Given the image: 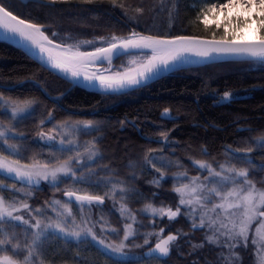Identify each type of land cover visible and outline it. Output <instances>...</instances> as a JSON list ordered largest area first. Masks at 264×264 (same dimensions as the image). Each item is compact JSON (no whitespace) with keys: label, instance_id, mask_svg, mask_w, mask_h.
I'll list each match as a JSON object with an SVG mask.
<instances>
[{"label":"trees","instance_id":"1","mask_svg":"<svg viewBox=\"0 0 264 264\" xmlns=\"http://www.w3.org/2000/svg\"><path fill=\"white\" fill-rule=\"evenodd\" d=\"M0 2L17 16L44 25L54 41L73 45L113 35L127 37L132 32L206 37L215 32L221 37L223 33L214 26L202 23L201 12L226 0H118L116 5L110 0ZM122 59L115 60L117 66ZM0 132L5 133L0 155L9 161L52 166L72 160L77 176L76 180L60 178L56 184L42 181L37 187L12 183L13 189L7 190L0 186L6 202L17 197L16 202L28 199L43 208L52 196L67 200L65 191L73 189L103 196L106 202L101 209L114 214L115 223L127 219L120 214V205L137 219L133 240L138 245L128 242L132 248L123 257L113 256L91 238L44 230L36 239L45 226L0 221V239L19 244L24 253L32 247V264H229L216 257L210 242H201L202 230L191 229L183 214L174 219L152 217L138 204L183 209L175 192V175L199 174L197 160L247 169L252 181L264 183L260 140L264 137V63L224 61L189 67L124 94H101L72 87L18 47L0 40ZM3 141L16 152L7 150ZM0 182L10 181L0 176ZM171 231L180 236L167 259L144 256L159 233ZM250 262L245 255L244 263Z\"/></svg>","mask_w":264,"mask_h":264},{"label":"snow or ice","instance_id":"2","mask_svg":"<svg viewBox=\"0 0 264 264\" xmlns=\"http://www.w3.org/2000/svg\"><path fill=\"white\" fill-rule=\"evenodd\" d=\"M49 3L55 4L58 2H66V0H48ZM84 2L92 3L93 0H84ZM113 5L118 4V0H110ZM123 7L122 4L119 5ZM220 10H227L228 14H231L233 10L236 12V24L230 33L228 28L231 26L232 22L229 21L225 25L224 33L219 40L216 39V33H212V39H201L197 36H186L180 35L175 36L171 39L163 38L155 35H143L133 32L128 38L121 39L115 35L111 37V41L108 43L107 47H96L94 51L91 52H81L77 50L72 51L71 46L65 49L63 53V59H55L54 66L60 68L62 71H71V74L76 77L79 76L80 69L86 68L90 63H95L96 61H107L109 64L112 62L113 55H119L124 50L137 49L144 50L150 49L152 55L147 60L146 63H141L136 67L129 68L125 72H118L114 75H103V74H92L85 75V79L88 80H99L100 84L106 89L120 90L126 87L139 85L143 80L149 79L151 74H155L160 71L161 67H167L170 63L185 59L186 53H192L196 56L210 58L213 53H223V54H237V55H248L255 57L260 60H264V36H262L258 43L256 42H246V43H236V38L238 36L237 29L243 26L246 29H252L254 25L258 29L264 30V0H226V2L221 3L219 6L217 4H212L206 11L202 10V23L207 26L209 24L208 14H215L217 8ZM255 10V11H254ZM142 11V10H138ZM255 15V20L252 17ZM228 16H225V20ZM217 27H220L219 22H217ZM0 28L10 31L14 34H18L21 38L25 40L32 41L37 47H40L41 51H49L50 49L45 47L37 37L42 38L46 41L48 45H53L54 41L49 39L45 35L44 25L32 23L29 20L22 19L17 15H14L12 11H9L6 7L0 4ZM56 33H53L55 36ZM229 36L232 39H229ZM82 43H92L91 41H84ZM55 47L60 48L61 45H55ZM49 59L52 60L53 57L49 55ZM132 64H136V61H132ZM229 94L225 93V97ZM22 111L23 109H15ZM167 113V109L165 110ZM90 125L91 122H88ZM44 134L41 133V136ZM5 136L4 132H0V138ZM52 137H49L51 139ZM166 138V137H165ZM261 146L264 147V137L260 138ZM9 147H12L11 145ZM198 164L200 168H207L210 175L217 177H222V180L227 181L230 178L223 176L225 170L224 165H220L221 171H216L211 164L206 161L197 160L194 162ZM69 162L65 161L57 167L49 168L47 164L42 166L33 165H21L19 161L9 162L8 158L0 155V170L6 171L7 173H15L20 179H26L30 182L39 183L40 179L47 180L49 177L55 181L58 178V174H64L67 176L71 173L73 176L75 173L68 166ZM159 171V169H158ZM229 172H234L235 177L232 179V184L236 185L239 183V187L233 186L227 189H217L212 188L210 190V195L219 198V203H215L212 207V211L216 213L220 219H209V227L215 228L217 232L221 235L229 237V239H236L237 237L243 238V241L247 243L249 232L252 228L254 222L258 218H264V190L257 189L255 183L248 179L247 169H227ZM237 178H243L237 181ZM158 183V181H157ZM195 180L192 184H195ZM202 185L196 187H191L189 184H184L181 187L175 189V192L181 195L179 201L180 205H192L194 200L200 207L203 208L205 205L201 203L204 197L200 195H195ZM185 193L189 195H194V199H184ZM65 195L68 197H75L76 201L87 202L91 204L93 201L103 203L104 197L99 195H78L75 192L67 191ZM59 204V201L55 202ZM24 208H28L27 204L23 205ZM64 209L68 216H71V209L65 204ZM122 210L124 206L122 205ZM148 208L153 213H159L160 215H166L169 219H173L180 214V208L177 207L175 211L171 208H160L156 209L151 205ZM219 209L220 212H216ZM13 211H19V209L10 207L3 197H0V220H3L5 216L12 217L16 220H23L22 216L13 217ZM58 215H64V213H58ZM25 224L28 223L27 220L23 221ZM67 220L57 221L51 224L45 225V229L54 228L58 229L60 232L65 233L69 236L79 237L81 235L80 231H71L64 227ZM74 223V221H73ZM204 219L201 217L199 227H204ZM41 222L36 221L34 227L40 228ZM36 233V239L43 234V231ZM89 234L92 235L93 239H96L95 234L92 229L87 230ZM163 232V229H161ZM132 235L131 225L127 226V230L124 235V240ZM175 235H169L167 238L160 240L159 243L155 245L154 251H159L163 256L169 254V244L170 242L176 240ZM209 241H213V237L208 238ZM100 244H104L103 240L99 241ZM147 243V241H145ZM253 244L258 245V258L260 264H264V219L260 220V223L255 229V236L252 240ZM36 244V240L33 241V245ZM7 245V246H6ZM105 247L111 249L114 252H123L125 245L121 242L119 245L113 246L112 244L105 245ZM11 252V255L7 254ZM33 259V249L29 247L27 252L21 249L19 244H13L9 239H0V264H32Z\"/></svg>","mask_w":264,"mask_h":264},{"label":"rangeland","instance_id":"3","mask_svg":"<svg viewBox=\"0 0 264 264\" xmlns=\"http://www.w3.org/2000/svg\"><path fill=\"white\" fill-rule=\"evenodd\" d=\"M45 1L47 2V4H51L48 2V0H45ZM219 5H217V6H219ZM226 15L228 16L227 20H225ZM235 18H236L235 10H233V12L231 14H228L227 10H220L218 7L215 14H212V13L208 14V19H209L208 25L214 26L218 33H224L225 25L228 24L229 21H231L232 24L228 28L229 32L231 33L233 30V27H235V24H236ZM252 19L255 20V15L252 17ZM217 22H219L220 27H217ZM260 30L261 29H258L255 25L252 29H246L243 26H240L237 29L238 36L236 39L261 38L260 37ZM135 33L146 35L142 32H135ZM129 36H127V37L117 36V37H119L121 39H125V38H128ZM155 36H158V35H155ZM176 36H178V35H176ZM111 37L112 36L104 37V38L94 40V41L81 40L76 44L64 45V46L65 47L71 46L72 50H74V51L77 50V47H78L79 51H87V50L93 49V48L98 47V46H102V47L107 46L108 43L111 41ZM201 37H206V36H201ZM216 38H220V37H216ZM229 39H232V38H229ZM84 41H91L92 43H90V44L82 43ZM151 55H152V52H148V51L130 53V54H127L126 57H124L122 59L123 62L118 68L114 67L113 60H112L111 64H109L107 61H105L108 63V66H103L100 70L94 68V69H90L86 72L90 73V74H97V75L103 74L106 76L114 75L115 73H118V72H125L129 68L136 67L137 65H139L141 63H146ZM132 61H136V64H132ZM207 65H209V64H207ZM137 89H139V88H137ZM150 140L152 141L154 139H150ZM161 140L165 141V140H167V138H163V139L161 138ZM10 145L11 144L4 142V146L7 150L12 151V152H16V148L12 145H11L12 147H9ZM126 147L128 149V152H130V148H128L127 143L124 144V148H126ZM117 151H118V149H117ZM9 162H12V161H9ZM68 162H69L68 166L72 169V172L74 173V170H75V168H73L74 162L72 160H69ZM62 163L63 162H60L56 165L49 166V168L57 167ZM220 165H224L225 170L223 172V176L229 177L230 178L229 180L224 181V180H222V177L210 175L207 168H200L201 171L197 175H188L184 172H179L178 175H175V182H176L175 186H176V188L181 187L184 184H189L191 187H196L198 185H202V188H200L199 191L195 195H200V196L204 197V199H202V201H201V203H203L205 205L203 208H201L200 204H197L194 200V203L192 205H187V204L182 205L183 209H181L179 207L180 208V214H183L190 221V223L200 224L201 217H203L205 223H204V227L201 229L202 233L199 235V237L201 238V242H203L202 241L203 239L210 242L208 238L209 237L214 238L213 241H211L210 243L215 247L216 257H218V256L224 257L225 261H227V263H229V264H245L244 263L245 255H248L249 259L251 261L250 264H260V261L258 258V245L253 244L252 240L255 236L256 227L260 223V220L264 219V218H258V220L253 223L252 228L249 232L247 243H245L243 241V238H239V237H237L236 239H229V237L221 235L220 232H217L215 230V228L209 227V219L210 218L217 219V220L221 218V217H218L216 215V213H214L211 210L213 205L215 203H219L220 201H219L218 197H214V196L210 195V190L212 188L227 189V188H231L233 186H236V187L240 186L238 182L236 185L232 184L231 178L235 177V173L227 171V169L235 168V167H232L226 163L225 164L219 163L218 165L214 164L215 167L214 166H212V167L216 171H221V168L219 167ZM37 166H42V165L37 164ZM235 169L239 170L238 168H235ZM70 177H72L75 180L77 178L76 174L73 176L71 173H69L67 176H65L64 174L61 173V174H58V178L55 181H53L51 177H49L47 180H43V179H41V180L45 181L47 183H50V184H56V183H59L60 178L62 179V178H70ZM241 179H243V178H237V181H239ZM248 179L251 180L249 178V176H248ZM194 180L196 183L192 184V181H194ZM252 182L255 183L257 189L264 190V183L259 184V183H256L255 181H252ZM13 184H16V182H14ZM0 186H1V182H0ZM34 187H36V186H34ZM12 189H13V187H12ZM117 189L118 188H115V190H117ZM119 190L122 191L123 188L119 187ZM66 191H69V190H66ZM70 191H74V190L70 189ZM81 193L90 195V193H86V192H81ZM0 197L4 198V196L1 192H0ZM178 198L181 199V195L179 193H178ZM183 198L186 200L187 199H194V195H189V194L185 193ZM16 200H17V197H13V199H11L10 202H7V204L10 207H14V208L19 209V211H13V217L22 216L23 220H16L12 217H7V216H5L3 218V220H12V221L21 222V223H24L23 221L27 220L28 221L27 224H29L30 227H32V226L34 227L37 220H39L41 222L40 227H43L47 224H51L53 222H57V221L62 222L64 220H67V223L64 224V227L68 230V232H71L73 230L80 231L81 235L79 237L66 235L65 233H62L58 229H54V228H48L46 230H53V231H56L57 233L61 234L62 236H68V237H72L75 239L83 238V237L91 238L103 250H106L109 253L113 254V256L116 255L118 257H123V256L128 255L126 252L127 249L132 248L131 246H128V242H131V244L136 245V247L138 245L136 242V239L133 240V238L136 236L135 235V233H136L135 232V227H136L135 224L137 222V219L135 218V215L125 214L126 213L125 209H123V211H120V214H122V212H123L124 215L123 214L122 215L125 216V218H127V219L122 220L120 218V220L115 223L112 221V219L114 218V214H111L106 207H103V209H101L102 203L94 202L95 204H97V205H95L94 203L89 204V203H84V202H71L69 200H63L61 197H58V196H52L50 203L46 204V206L43 208H38V207H34V205L32 203H30L28 201V199H24L21 202H16ZM5 201H6V199H5ZM56 201H59L60 203L56 204L55 203ZM24 204H27L28 208H24L23 207ZM65 204H67L68 208L71 209V213H72L71 216L67 215V213L63 207ZM152 207H154L156 209L164 208V207H157V206H152ZM176 208L174 210L172 208L171 209L173 211H175ZM164 209H166V208H164ZM141 210L143 213L148 214L152 217L153 216H155V217L156 216H160V217L162 216L158 212L153 213L148 208V206L141 208ZM261 210L264 211V209H261ZM216 212L218 213V212H220V210L217 209ZM58 213H64V215L61 216V215H58ZM129 215H131L130 218H128ZM0 221H2V220H0ZM73 221H74V223H73ZM128 225H131L132 235H130L127 240H124V235H125V232L127 230ZM89 228L92 229V232L95 234L96 239H93L92 235L88 233L87 230ZM44 229L45 228H43V230ZM39 232H40V229H39ZM162 235H164V233L163 234L159 233L157 235V238L162 237ZM129 239H130V241H128ZM100 240H103L104 244H100L99 243ZM121 242L125 245L123 252H114L111 249L105 247V245H108V244H112L113 246H116V245H119ZM201 242H199V243H201ZM140 244L144 245L145 243H140ZM262 254H264V253H262Z\"/></svg>","mask_w":264,"mask_h":264},{"label":"water","instance_id":"4","mask_svg":"<svg viewBox=\"0 0 264 264\" xmlns=\"http://www.w3.org/2000/svg\"><path fill=\"white\" fill-rule=\"evenodd\" d=\"M25 3L29 2V1H36V2H41V3H47L45 0H21ZM1 4V3H0ZM10 11V10H9ZM14 14V13H13ZM16 15V14H14ZM21 18V17H20ZM23 19V18H22ZM44 31V28L42 29ZM45 33V32H44ZM45 35H47L45 33ZM48 36V35H47ZM180 36V35H178ZM186 36H197L200 37L201 39H212V37H201L198 35H186ZM163 38H167V39H171L175 36H169V37H164V36H160ZM49 39H51L48 36ZM0 39L1 40H5L7 42H10L11 44H13L14 46L18 47L19 49H21L25 54H27L31 59H33L35 62H37L39 65H41L42 67L46 68L47 70L53 72L54 74H56L57 76L61 77L62 79L66 80L67 82H69L72 86H76V87H80L89 91H94V92H98V93H102V94H122V93H126L132 90H135L137 88H141L145 85H148L162 77H165L166 75L176 71V70H181L184 68H188V67H194V66H202V65H207V64H212V63H218V62H224V61H246V60H257V61H264V60H260L257 59L255 57H251L248 55H237V54H223V53H213L212 56L210 58H206V57H200V56H196L192 53H186L185 55V59L176 61V62H172L170 63L167 67H161L160 71H158L155 74H151L149 79L147 80H143L139 85H135V86H130V87H126L120 90H113V89H106L105 87H103L100 84V81L97 80H88L85 79V75H92L90 73H87L86 71L90 70V69H101L102 66H96L94 65L95 63L101 62V61H96L95 63H90L86 68H81L80 69V75L74 77L71 74V71H62L60 68H57L54 66V60L55 59H63V55L58 54L57 52L51 50L48 47V44L46 41H43L42 38L37 37V39L44 44L45 47L50 49L49 51H41L40 47H37L36 44H33L32 41L30 40H25L23 38H21L18 34H14L10 31H6L3 28H0ZM217 40H219L220 38H216ZM52 40V39H51ZM260 40V38H256V39H236V43H246V42H256L258 43ZM55 45H57L58 43H56L54 41ZM60 45V44H58ZM62 46V45H61ZM108 46V45H107ZM104 46V47H107ZM64 47V46H62ZM95 49H91V50H87V52H91L94 51ZM151 52L150 49H144V50H137V49H128V50H124L121 54L119 55H113L112 60H114L115 58L127 54V53H133V52ZM81 52H85V51H81ZM49 55H51L53 57L52 60L49 59ZM0 174L12 179V180H16V181H21L22 183H26V184H30V185H39L41 183V181L39 180V183H35V182H30L26 179H20L19 177H17L15 175V173H7L6 171L0 170ZM76 193V192H75ZM78 195H83V194H79ZM66 196V195H65ZM68 199L72 200V201H76L75 197H68L66 196ZM104 201V200H103ZM192 228L194 229H201V227H199L198 224H193ZM173 235V234H170ZM169 236V235H167ZM167 236L165 238H167ZM177 237V235H175ZM164 238V239H165ZM155 246L151 247L150 249L145 251V254L147 256L149 255H161L159 253V251H154ZM163 256V255H161Z\"/></svg>","mask_w":264,"mask_h":264},{"label":"bare ground","instance_id":"5","mask_svg":"<svg viewBox=\"0 0 264 264\" xmlns=\"http://www.w3.org/2000/svg\"><path fill=\"white\" fill-rule=\"evenodd\" d=\"M48 47H49L51 50H53V51H55V52H57L58 54H61V55H63L65 49H67V47H60V48H57V47H55V44H53V45H48ZM72 51L75 52L74 50H72ZM9 88H12V87H9Z\"/></svg>","mask_w":264,"mask_h":264},{"label":"flooded vegetation","instance_id":"6","mask_svg":"<svg viewBox=\"0 0 264 264\" xmlns=\"http://www.w3.org/2000/svg\"><path fill=\"white\" fill-rule=\"evenodd\" d=\"M168 113V112H167ZM166 113V114H167ZM198 165V164H197ZM199 166V165H198ZM120 206H122V205H120ZM124 207H125V205H123ZM145 206H147V204L146 203H143V202H141L140 204H138V207H141V208H143V207H145ZM157 207H160V206H157ZM167 209V208H166ZM151 258H154V259H158V260H164L165 258H160V257H157V256H152Z\"/></svg>","mask_w":264,"mask_h":264}]
</instances>
